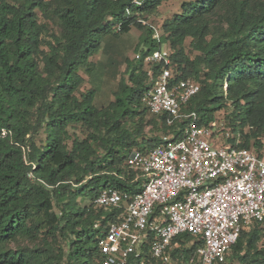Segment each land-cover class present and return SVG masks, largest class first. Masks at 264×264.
Segmentation results:
<instances>
[{
  "label": "trees",
  "instance_id": "16d2710c",
  "mask_svg": "<svg viewBox=\"0 0 264 264\" xmlns=\"http://www.w3.org/2000/svg\"><path fill=\"white\" fill-rule=\"evenodd\" d=\"M165 1L0 0V264L103 263L99 240L122 208L95 199L105 188L141 191L129 154L181 139L191 119L152 114L144 101L145 57L164 45L174 80L201 86L184 112L199 125L223 114L239 146L264 156V0H183L154 25ZM132 28L136 56L99 106L82 71L94 72L105 37ZM191 239H177L175 258L195 254L202 242ZM221 264H264V220L242 229Z\"/></svg>",
  "mask_w": 264,
  "mask_h": 264
},
{
  "label": "built area",
  "instance_id": "2783aa9c",
  "mask_svg": "<svg viewBox=\"0 0 264 264\" xmlns=\"http://www.w3.org/2000/svg\"><path fill=\"white\" fill-rule=\"evenodd\" d=\"M154 37L160 38L157 29ZM170 55L164 45L145 57L152 85L144 101L152 114L191 119L181 139L165 137L129 154V165L144 178L141 191L131 196L105 188L95 199L122 208L99 240L102 264H128L132 256L140 264H221L242 229L264 220V156L239 146L241 134L223 114L199 125L195 112H184L201 86L193 78L175 81ZM154 64L163 65L160 72ZM185 233L193 236L187 246L202 243L190 258H175Z\"/></svg>",
  "mask_w": 264,
  "mask_h": 264
},
{
  "label": "rangeland",
  "instance_id": "374dc122",
  "mask_svg": "<svg viewBox=\"0 0 264 264\" xmlns=\"http://www.w3.org/2000/svg\"><path fill=\"white\" fill-rule=\"evenodd\" d=\"M183 0H166L160 6L158 12L149 16V21L154 25H161L164 19L172 16L180 8ZM140 31L136 28L119 38L107 36L103 39L101 48L94 55L96 68L91 75L82 71L85 83L82 89L95 87L97 89L96 103L99 106L107 104L113 98V91L119 79L124 75L125 58L136 56L135 46L138 41ZM113 62L111 65L110 62Z\"/></svg>",
  "mask_w": 264,
  "mask_h": 264
}]
</instances>
